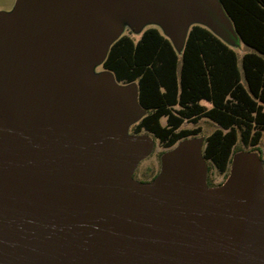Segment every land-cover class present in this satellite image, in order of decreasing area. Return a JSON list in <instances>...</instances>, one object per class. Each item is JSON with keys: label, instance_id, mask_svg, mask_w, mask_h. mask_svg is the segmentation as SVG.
Returning <instances> with one entry per match:
<instances>
[{"label": "water", "instance_id": "water-1", "mask_svg": "<svg viewBox=\"0 0 264 264\" xmlns=\"http://www.w3.org/2000/svg\"><path fill=\"white\" fill-rule=\"evenodd\" d=\"M156 12L228 30L218 0H18L0 15V264H264V174L237 155L208 189L200 142L184 139L149 182L151 151L125 136L143 116L137 87L90 74L116 40L110 17Z\"/></svg>", "mask_w": 264, "mask_h": 264}, {"label": "trees", "instance_id": "trees-1", "mask_svg": "<svg viewBox=\"0 0 264 264\" xmlns=\"http://www.w3.org/2000/svg\"><path fill=\"white\" fill-rule=\"evenodd\" d=\"M218 2L251 49L240 64L237 53L218 36L193 25L180 59L170 40L150 28L137 41L127 35L114 40L102 67L116 83L136 84L145 115L135 134L145 130L170 148L199 133L198 128L180 129L184 121L215 122L218 128L206 137L203 158L226 172L236 143L256 147L264 133V0Z\"/></svg>", "mask_w": 264, "mask_h": 264}, {"label": "rangeland", "instance_id": "rangeland-1", "mask_svg": "<svg viewBox=\"0 0 264 264\" xmlns=\"http://www.w3.org/2000/svg\"><path fill=\"white\" fill-rule=\"evenodd\" d=\"M18 0H0V15H12L15 11ZM110 17L118 26V34L116 39L127 35L133 41L139 40L141 34L150 28L157 29L163 36L170 40L173 45L179 59L181 58L182 50L184 47V42L186 40L187 34L190 28L193 25H202L207 27L214 35L218 36L222 39L230 48H232L237 54L239 59L242 54L247 51H251L246 45H244L237 34L235 33L233 26L225 16L226 25L228 30L225 33H221L206 26L202 21L198 19H188L185 23L184 30L182 36L178 39L173 38L168 32L163 20L159 17V15L151 11L148 15L139 22L134 21L130 14L122 9H115L110 12ZM90 74L99 78L106 73V71L102 67V62H92L89 64ZM119 86H124L123 83H117ZM136 87V84H133ZM206 108H210V104L201 102ZM145 115V112H143ZM140 119V118H139ZM138 119V120H139ZM4 120V113L0 110V122ZM136 120L134 123L128 126L125 132V136H144L147 137L151 143V151L150 153L142 160H140L133 172V178L140 182H147L151 180L155 175L159 174L162 166V157L173 148H175L179 142L167 148L163 146L158 139L154 138L153 135L146 132L145 130L140 131L138 134H135L133 129L135 125L138 123ZM161 125H166V119L161 118ZM199 129V133L194 136H190L186 139H195L200 142V154L203 158V150L205 146V140L208 135H210L214 130L218 128V125L207 118H202L197 123H193L190 121H184L181 125L180 129ZM183 141V140H181ZM264 133L260 143L256 147L245 146L240 141H238L235 145V150L231 156V162L228 166V170L226 172H221L219 169L209 160H204L206 166V174H205V184L208 189L217 188L226 183V181L230 178L232 173V161L237 155L240 154H251L254 155L261 163L262 170H264Z\"/></svg>", "mask_w": 264, "mask_h": 264}, {"label": "crops", "instance_id": "crops-1", "mask_svg": "<svg viewBox=\"0 0 264 264\" xmlns=\"http://www.w3.org/2000/svg\"><path fill=\"white\" fill-rule=\"evenodd\" d=\"M222 40V39H221ZM223 41V40H222ZM224 42V41H223ZM247 52H250V51H247ZM247 52H244L243 54H242V56L245 54V53H247ZM242 56H241V58L239 59V57H238V54H237V58H238V63L240 64V61H241V59H242Z\"/></svg>", "mask_w": 264, "mask_h": 264}, {"label": "flooded vegetation", "instance_id": "flooded-vegetation-1", "mask_svg": "<svg viewBox=\"0 0 264 264\" xmlns=\"http://www.w3.org/2000/svg\"><path fill=\"white\" fill-rule=\"evenodd\" d=\"M205 168H206V166H205ZM206 174V173H205ZM158 175V174H157ZM157 175H155L151 180H153ZM151 180H149V181H151ZM149 181H147V182H149Z\"/></svg>", "mask_w": 264, "mask_h": 264}]
</instances>
